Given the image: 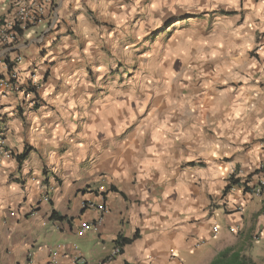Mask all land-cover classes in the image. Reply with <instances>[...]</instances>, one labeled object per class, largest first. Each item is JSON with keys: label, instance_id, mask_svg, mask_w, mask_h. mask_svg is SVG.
Listing matches in <instances>:
<instances>
[{"label": "clouds", "instance_id": "clouds-1", "mask_svg": "<svg viewBox=\"0 0 264 264\" xmlns=\"http://www.w3.org/2000/svg\"><path fill=\"white\" fill-rule=\"evenodd\" d=\"M0 264H264V0H0Z\"/></svg>", "mask_w": 264, "mask_h": 264}, {"label": "crops", "instance_id": "crops-1", "mask_svg": "<svg viewBox=\"0 0 264 264\" xmlns=\"http://www.w3.org/2000/svg\"><path fill=\"white\" fill-rule=\"evenodd\" d=\"M81 239H84L83 237H81Z\"/></svg>", "mask_w": 264, "mask_h": 264}]
</instances>
